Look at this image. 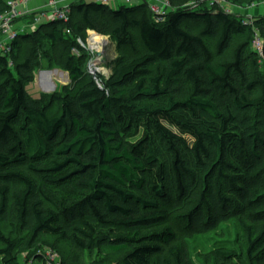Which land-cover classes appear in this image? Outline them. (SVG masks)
<instances>
[{
  "label": "trees",
  "instance_id": "1",
  "mask_svg": "<svg viewBox=\"0 0 264 264\" xmlns=\"http://www.w3.org/2000/svg\"><path fill=\"white\" fill-rule=\"evenodd\" d=\"M194 1L155 15L146 1L112 10L76 0L68 24H42L0 55V264L59 243L117 253L95 264H195L171 228L160 231L175 218L188 234L226 239L213 264H264V83L251 98L244 45L223 58L235 37L248 48L252 29ZM188 21L202 25L198 35ZM254 23L264 39V19ZM86 31L129 50L102 88L80 65ZM24 43L31 54L38 44L50 58L61 51L71 86L45 105L26 91L32 57L13 61ZM6 224L17 238L5 237Z\"/></svg>",
  "mask_w": 264,
  "mask_h": 264
},
{
  "label": "rangeland",
  "instance_id": "2",
  "mask_svg": "<svg viewBox=\"0 0 264 264\" xmlns=\"http://www.w3.org/2000/svg\"><path fill=\"white\" fill-rule=\"evenodd\" d=\"M148 8L153 6L155 0H146ZM168 8L160 9L162 15H167L171 11L190 8L194 9L196 7L194 0H166ZM75 2V0H74ZM72 2L71 4H73ZM70 4V5H71ZM254 5V8H251ZM119 6H125V3L117 4L112 3L109 5L110 9L116 10ZM195 6V7H194ZM201 6V5H200ZM208 2L202 3V7L208 10ZM199 7V6H198ZM197 8V7H196ZM221 10V9H220ZM223 12L228 10V15L233 19L240 20L242 24L251 27L252 38L250 39L249 47H245V40L239 37H235L232 40L230 48L225 52L223 58H227L232 55L234 50L240 45H244V54L246 58V69L248 73V78L251 83L254 84L253 89L249 91L251 98H257L261 95L262 85L264 83V39L261 34L257 31L255 27V21L259 19H264V0H226V4L222 6ZM36 16L32 15L27 17L23 21L25 24L29 25L33 23ZM50 22V18L47 15H43L39 18L38 25L47 24ZM191 28L190 33L193 35H198L202 29V25L196 22H186ZM134 36L136 34L134 33ZM94 38L101 39L100 45L96 47L91 45ZM81 41L82 46H79L80 56H84L82 59L80 57V65L87 79L94 81L100 88L103 87L104 82L110 77L112 70L111 64L117 59L120 53H127L129 50L121 49L118 50L116 42L109 35L96 34L94 32L86 31L83 35L79 36L77 40ZM254 39H259L263 45L262 51H258L254 48ZM39 41V39H38ZM217 37L211 40L209 43V49L215 55ZM41 43V42H40ZM36 47V51L31 54L30 44L24 43L23 48L20 49L13 60L17 62L23 57H32L33 62L36 64L35 71L33 72L32 81L27 84L26 91L29 93L33 99H38L41 104L45 105L49 101L50 96L53 94L59 96L61 94V88L63 86H71V82L68 73L59 64L62 61L58 58L60 55V50L57 51L55 57H49L46 52H48V45L44 41V49L42 46ZM97 52H99L100 57H96ZM74 54V53H72ZM91 66V67H90ZM92 71V74H91ZM50 85H54L55 89L52 90ZM45 90V91H44ZM49 91L48 93H45ZM53 114H59V107L55 105L52 109ZM166 227L171 228L176 234V240L174 245H179L184 248L190 255L191 259L195 264H213L212 251L216 243L226 241V239L220 238L218 233H207L204 235H191L182 230V221L179 219H172L171 222L165 227L160 228V231ZM227 235H230V242H234L235 234L238 231L235 229L234 224H226ZM3 232L5 237L9 239H15L18 234L10 224H6L3 227ZM240 238L242 234L239 233ZM43 243H47L48 246L53 245V239H44ZM232 245V244H230ZM235 245V242H234ZM245 246V242L241 244ZM166 250L164 251V253ZM31 257L26 260L28 253H23L17 261V264H95V259L98 255H104L110 260H117V253L111 252L107 248H98L93 251L79 252L74 247L67 243H59L56 245L55 249L46 247L43 244L42 247H38L37 250L30 252ZM38 257V258H37ZM165 257V254H162ZM151 264H157L156 259H152Z\"/></svg>",
  "mask_w": 264,
  "mask_h": 264
},
{
  "label": "built area",
  "instance_id": "3",
  "mask_svg": "<svg viewBox=\"0 0 264 264\" xmlns=\"http://www.w3.org/2000/svg\"><path fill=\"white\" fill-rule=\"evenodd\" d=\"M30 0H15L7 2V10L0 14V55L8 56L10 52L11 44L21 35L33 34L39 27L38 21L39 17H35L33 23L27 25L21 20L30 17L31 13L26 10ZM46 2V11H39L37 14L45 13L48 15L51 21L62 22L64 24L69 23L70 17V5H63L58 0H44ZM96 3L104 6H109L112 3H125V5H131L134 3L142 4L146 0H94ZM147 2V1H146ZM209 9H221L222 6L226 4V0H207ZM162 8L167 7L166 0H155L150 11L155 15H162L160 6ZM20 6L24 8V11L20 9ZM254 8V5L251 7ZM223 11V10H222ZM226 14L229 13L228 10L224 11ZM42 14V16H43ZM254 48L258 51H262L263 45L259 39H254ZM77 44L82 46L81 41L77 40ZM76 57L79 56L77 50H73Z\"/></svg>",
  "mask_w": 264,
  "mask_h": 264
},
{
  "label": "crops",
  "instance_id": "4",
  "mask_svg": "<svg viewBox=\"0 0 264 264\" xmlns=\"http://www.w3.org/2000/svg\"><path fill=\"white\" fill-rule=\"evenodd\" d=\"M58 1L62 3L63 5H70L72 2H74V0H58ZM20 9L22 10V12L24 11V8H22L21 6H20ZM26 10H28L31 13V16L35 15L36 17L40 18L43 13L40 16L38 15L39 14L38 12L43 11V10L46 11V2L44 0H30ZM43 15H45V13Z\"/></svg>",
  "mask_w": 264,
  "mask_h": 264
},
{
  "label": "bare ground",
  "instance_id": "5",
  "mask_svg": "<svg viewBox=\"0 0 264 264\" xmlns=\"http://www.w3.org/2000/svg\"><path fill=\"white\" fill-rule=\"evenodd\" d=\"M100 43H101V39H99V38H94L93 39V41L91 42V45L92 46H94V47H96V45H100ZM91 67V66H90ZM91 74H92V71H91ZM45 91V90H44ZM49 91H46L45 93H48Z\"/></svg>",
  "mask_w": 264,
  "mask_h": 264
},
{
  "label": "water",
  "instance_id": "6",
  "mask_svg": "<svg viewBox=\"0 0 264 264\" xmlns=\"http://www.w3.org/2000/svg\"><path fill=\"white\" fill-rule=\"evenodd\" d=\"M96 57H97V58L100 57L99 52H97ZM51 87H52V90L55 89L54 85H50V87H48V88H51Z\"/></svg>",
  "mask_w": 264,
  "mask_h": 264
}]
</instances>
